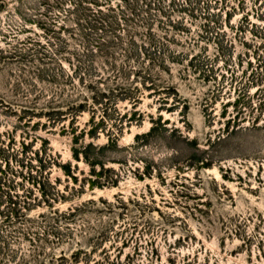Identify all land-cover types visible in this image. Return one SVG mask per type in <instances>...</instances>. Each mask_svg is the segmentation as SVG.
Returning <instances> with one entry per match:
<instances>
[{
    "label": "rangeland",
    "instance_id": "1",
    "mask_svg": "<svg viewBox=\"0 0 264 264\" xmlns=\"http://www.w3.org/2000/svg\"><path fill=\"white\" fill-rule=\"evenodd\" d=\"M0 264H264V0H0Z\"/></svg>",
    "mask_w": 264,
    "mask_h": 264
}]
</instances>
